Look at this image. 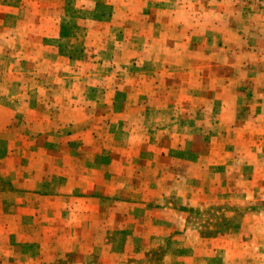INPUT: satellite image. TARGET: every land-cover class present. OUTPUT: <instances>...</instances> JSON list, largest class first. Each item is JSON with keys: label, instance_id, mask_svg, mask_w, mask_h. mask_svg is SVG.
Returning <instances> with one entry per match:
<instances>
[{"label": "rangeland", "instance_id": "obj_1", "mask_svg": "<svg viewBox=\"0 0 264 264\" xmlns=\"http://www.w3.org/2000/svg\"><path fill=\"white\" fill-rule=\"evenodd\" d=\"M0 264H264V0H0Z\"/></svg>", "mask_w": 264, "mask_h": 264}]
</instances>
